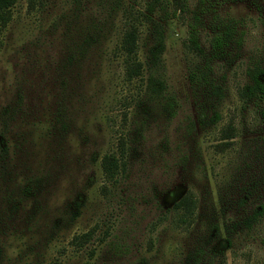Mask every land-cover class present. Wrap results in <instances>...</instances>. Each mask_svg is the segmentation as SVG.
Listing matches in <instances>:
<instances>
[{"label":"rangeland","instance_id":"1","mask_svg":"<svg viewBox=\"0 0 264 264\" xmlns=\"http://www.w3.org/2000/svg\"><path fill=\"white\" fill-rule=\"evenodd\" d=\"M187 3L175 16V0H16L0 18V264H191L199 249L203 264H264V216L236 224L264 204V183L252 187L264 124L242 94L264 59V16L223 0L217 11L243 19L245 38L213 59L207 30L203 57L188 47L199 7ZM146 15L164 28L161 94L150 68L128 78L121 48L133 23L149 61L157 34ZM192 59L223 90L214 124L198 118ZM111 153L124 162L113 178L102 164ZM187 194L195 210L180 224L174 205Z\"/></svg>","mask_w":264,"mask_h":264},{"label":"trees","instance_id":"2","mask_svg":"<svg viewBox=\"0 0 264 264\" xmlns=\"http://www.w3.org/2000/svg\"><path fill=\"white\" fill-rule=\"evenodd\" d=\"M16 0H0V18L4 21L9 17L7 15L10 8L15 4ZM112 1V0H111ZM116 1V0H113ZM223 0H198V11L194 14L193 21L190 23V30L188 36V47L197 56H204L205 49L201 42V36L204 30L209 32V52L210 58H219L221 56L230 55L235 49H238L243 43L245 38V31L239 29V25L245 24L243 19H236L230 16H222L218 11V6L222 4ZM249 2L259 13V16H264V0H244ZM178 5L174 10V15L177 16L178 12H185L188 10L187 0H175ZM151 12L153 8L149 9ZM212 12V16L209 21L204 24V14ZM107 20L113 19L108 17ZM149 22L155 26L157 34L156 44L150 49L149 61H141L137 57L138 49V33L139 28L135 24H129L128 28L124 32L121 48L124 52L126 59V73L128 78L138 77L142 74L143 70H149L150 73L147 79L148 86L155 92L161 94L163 91V81L158 79L161 77L160 70L161 54L164 50V28L162 23L155 20L153 17L146 15ZM107 26L108 22L106 23ZM94 27V24L92 25ZM104 31L103 33H106ZM189 62V61H188ZM187 75L191 86V90L194 96L195 104L197 107L198 118L203 125L214 124L221 120L222 115L216 109L218 104L223 99V90L219 86L217 80L213 77L211 65L205 61L204 63L197 62L192 59L187 65ZM249 82L244 86L242 94L246 98L247 102H251L259 115L261 122L264 124V59L261 62L255 64L248 71ZM157 80V83H155ZM160 84L161 87H158ZM168 110L170 115H175V103L174 101H168ZM212 105V106H211ZM208 110H211L212 114H208ZM234 129L229 126L227 129V135H223V140L230 138L231 130ZM226 143L229 141H225ZM2 144L0 140V155L2 153ZM103 169L105 174L110 177H116L124 164L115 154H109L103 157ZM264 183V166L263 173L259 181L253 184L252 187L261 186ZM253 192L249 187L245 188V194L241 199V204H246L250 195ZM195 202L190 195L184 196L175 205L174 209L181 212L179 217L180 224H187L190 218L194 214ZM264 216V204L254 209L250 215L243 216L241 220L237 221V226H246L251 228ZM218 229L219 225L216 227ZM215 242V241H214ZM201 249L197 250L189 262L191 264H203L201 262ZM191 259V260H190ZM141 263V262H140ZM61 264V263H53Z\"/></svg>","mask_w":264,"mask_h":264}]
</instances>
